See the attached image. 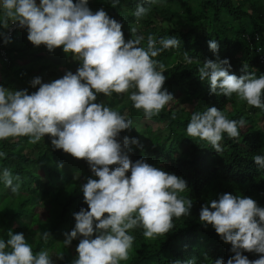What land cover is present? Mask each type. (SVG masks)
<instances>
[{
  "label": "clouds",
  "instance_id": "obj_1",
  "mask_svg": "<svg viewBox=\"0 0 264 264\" xmlns=\"http://www.w3.org/2000/svg\"><path fill=\"white\" fill-rule=\"evenodd\" d=\"M145 2L149 7L138 5L133 13L137 22L148 15L151 5L162 4L163 0ZM119 4L120 0H110L113 8ZM10 25L26 28L27 39L36 47L43 45L49 52L62 47L80 66L75 74L67 71L50 83L33 78L31 87L39 88L31 94L27 89L10 90L0 85V140L27 137L29 143L36 144L47 135L54 149L88 163L98 179L88 178L82 185L88 209L73 214L75 226L64 234L63 243L69 246L79 238L78 255L72 264H120L128 260L134 242L129 230L143 228L146 239L165 236L174 228V218L190 214L192 200L180 195L188 189L183 178L143 159H130V145L139 146V141L125 136L121 142L118 138L133 121L96 102L97 97L130 93L133 107L142 110L146 120L158 116L174 97L163 87L166 66L154 58L178 48L180 40L171 36L157 41L149 35L147 47H140L144 37L132 27L133 38L126 41L123 25L103 8L93 12L88 0H0V28L8 29ZM208 47L216 59L204 62L198 72L199 79L210 85L209 94L228 99L235 94L239 101L264 110V74L257 77L247 71V65L241 69L245 74H230L229 60L218 55L219 43L209 40ZM183 59L200 65L187 52ZM246 125L243 117L230 120L216 107H208L191 114L186 133L206 141L220 153L224 135L238 140L240 129ZM5 155L0 152V157ZM253 161L264 170V155H255ZM19 181V175L13 176L8 168L0 172V182L17 196ZM200 221L204 227L211 225L221 240L231 245L234 255L227 264H264V208L254 199L221 194L210 202V207L202 206ZM7 236V240L0 238V264H53L48 250L34 254L23 233L9 230ZM49 236L48 231L42 233L45 241ZM243 252L260 256L249 260ZM56 257L64 259L61 253ZM215 264L225 262L218 259Z\"/></svg>",
  "mask_w": 264,
  "mask_h": 264
},
{
  "label": "trees",
  "instance_id": "obj_2",
  "mask_svg": "<svg viewBox=\"0 0 264 264\" xmlns=\"http://www.w3.org/2000/svg\"><path fill=\"white\" fill-rule=\"evenodd\" d=\"M138 5L149 7L145 0H120L116 8L110 0H88L93 12L103 8L123 25L126 41L133 38L132 27L144 37L140 47H147L149 35L157 41L171 36L180 40L178 48L154 58L166 66L163 87L174 100L151 120L133 107L130 93H113L110 98L101 94L96 102L133 121L118 138L121 142L125 136L139 141V146L130 145V159H143L183 178L188 189L180 195L190 198L192 207L188 216L173 219L174 228L165 236L146 239L143 228L129 230L134 242L128 260L120 264H215L218 259L227 264L234 255L231 245L224 243L211 225L204 227L200 211L224 193L252 198L264 208V170L253 161L255 155H264V110L239 101L235 94L231 99L210 95V85L199 79L198 68L216 59L208 47V41L214 39L220 45L219 57L229 60L230 74H245L241 71L244 65L257 77L264 74V0H163L162 4L151 5L148 15L137 22L133 13ZM9 28H0V41ZM27 35L26 28H18L8 38L10 42L0 47V85L10 90L27 89L31 94L39 88L31 87L35 77L50 83L67 71L75 74L80 65L71 54H65L62 47L52 52L43 45L36 47ZM184 52L198 59L200 65L184 62ZM208 107H216L230 120L243 117L247 121L238 140L224 135L220 153L206 141L186 133L191 114ZM0 152L6 154L0 157V172L10 169L13 176L19 175L21 184L17 196L0 182V238L7 240L9 230L23 233L34 254L45 249L53 264H72L78 255L79 238L65 246L64 234L75 226L73 214L88 209L82 185L88 178H98L85 160L54 149L47 135L36 144L29 143L27 137L0 140ZM45 231L50 233L47 241L42 238ZM57 253L64 259H57ZM242 254L249 260L260 256L254 252Z\"/></svg>",
  "mask_w": 264,
  "mask_h": 264
},
{
  "label": "built area",
  "instance_id": "obj_3",
  "mask_svg": "<svg viewBox=\"0 0 264 264\" xmlns=\"http://www.w3.org/2000/svg\"><path fill=\"white\" fill-rule=\"evenodd\" d=\"M19 27L16 26V25H11L9 30H8V33H7V36L2 40L0 41V47L3 46L5 44V39L6 38H11L13 33L15 32V30H17ZM258 50V49H257Z\"/></svg>",
  "mask_w": 264,
  "mask_h": 264
},
{
  "label": "rangeland",
  "instance_id": "obj_4",
  "mask_svg": "<svg viewBox=\"0 0 264 264\" xmlns=\"http://www.w3.org/2000/svg\"><path fill=\"white\" fill-rule=\"evenodd\" d=\"M143 124V123H142ZM143 126V125H142Z\"/></svg>",
  "mask_w": 264,
  "mask_h": 264
}]
</instances>
